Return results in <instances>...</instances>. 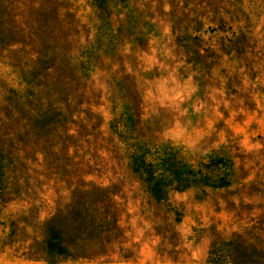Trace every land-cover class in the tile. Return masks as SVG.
<instances>
[{"label": "rangeland", "instance_id": "1", "mask_svg": "<svg viewBox=\"0 0 264 264\" xmlns=\"http://www.w3.org/2000/svg\"><path fill=\"white\" fill-rule=\"evenodd\" d=\"M0 264H264V0H0Z\"/></svg>", "mask_w": 264, "mask_h": 264}, {"label": "trees", "instance_id": "2", "mask_svg": "<svg viewBox=\"0 0 264 264\" xmlns=\"http://www.w3.org/2000/svg\"><path fill=\"white\" fill-rule=\"evenodd\" d=\"M48 116V115H47ZM42 119H45L44 116L42 117H36V116H33V122H37V121H41ZM134 164L136 165L134 170L137 171V172H144L146 177L145 180L147 182H150L152 181V183L150 184L151 186V189H152V193L155 197H159L160 196V193L162 192V189L163 186H162V183H161V176H156V175H153L154 172L151 170V168H153V166H151L150 164H146V163H143V161H139V162H134ZM149 184V183H148Z\"/></svg>", "mask_w": 264, "mask_h": 264}]
</instances>
